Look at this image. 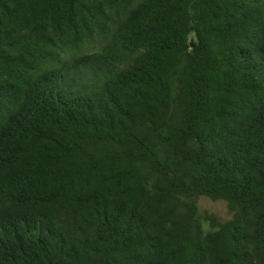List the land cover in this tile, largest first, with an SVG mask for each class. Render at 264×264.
Here are the masks:
<instances>
[{
  "label": "trees",
  "instance_id": "obj_1",
  "mask_svg": "<svg viewBox=\"0 0 264 264\" xmlns=\"http://www.w3.org/2000/svg\"><path fill=\"white\" fill-rule=\"evenodd\" d=\"M0 264H264V0H0Z\"/></svg>",
  "mask_w": 264,
  "mask_h": 264
},
{
  "label": "rangeland",
  "instance_id": "obj_2",
  "mask_svg": "<svg viewBox=\"0 0 264 264\" xmlns=\"http://www.w3.org/2000/svg\"><path fill=\"white\" fill-rule=\"evenodd\" d=\"M202 207L203 210H209L215 213L220 219H227L229 217L227 209L222 203H210L206 200H203Z\"/></svg>",
  "mask_w": 264,
  "mask_h": 264
}]
</instances>
